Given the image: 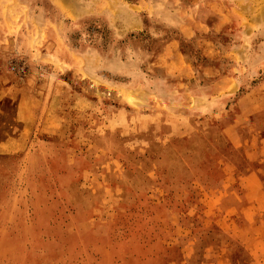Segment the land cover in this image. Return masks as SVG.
<instances>
[{"label":"rangeland","instance_id":"374dc122","mask_svg":"<svg viewBox=\"0 0 264 264\" xmlns=\"http://www.w3.org/2000/svg\"><path fill=\"white\" fill-rule=\"evenodd\" d=\"M263 66L264 0H0V264H264L210 200Z\"/></svg>","mask_w":264,"mask_h":264},{"label":"crops","instance_id":"0c3cea01","mask_svg":"<svg viewBox=\"0 0 264 264\" xmlns=\"http://www.w3.org/2000/svg\"><path fill=\"white\" fill-rule=\"evenodd\" d=\"M256 84V87L251 92L241 97L238 104L240 107H237L238 111H236V117L240 118L242 116H247L245 119H248L252 115L250 126L243 132L241 146L246 153V164L252 166L255 162H259L264 168V79ZM7 90L8 88L6 91ZM8 92H10V90H8ZM195 99H197V101L204 100L201 96H197ZM230 109L234 108L231 107ZM237 121L239 122V120ZM244 121L240 122L243 123L242 127L245 124ZM24 122L26 123L25 120ZM20 140L21 138L1 142L0 153L9 152L10 149L7 148L15 147L16 143ZM224 164H226L229 169L226 171V175L223 179L222 188L215 190L211 194L210 200L220 204L225 202L226 207L219 208V211H225L226 214L229 215L238 210V207H242L246 197L249 198L251 203L242 207L241 215L244 219V226L246 229L249 228L256 233L262 231L264 235V183L260 177V173L264 171V169L262 168L255 171V169L252 168L253 172L245 173L238 170V163L233 160L228 159ZM238 180L241 181L240 184H242L243 187V198L236 192L235 185L238 183ZM259 237L260 236L254 238L252 236L250 239L255 241V239H259ZM258 243H260V241Z\"/></svg>","mask_w":264,"mask_h":264}]
</instances>
